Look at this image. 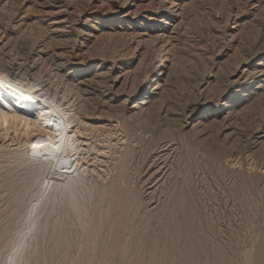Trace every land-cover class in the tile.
I'll use <instances>...</instances> for the list:
<instances>
[{"label": "rangeland", "instance_id": "1", "mask_svg": "<svg viewBox=\"0 0 264 264\" xmlns=\"http://www.w3.org/2000/svg\"><path fill=\"white\" fill-rule=\"evenodd\" d=\"M0 48L89 99L67 178L0 136V264H264V0H0Z\"/></svg>", "mask_w": 264, "mask_h": 264}, {"label": "bare ground", "instance_id": "2", "mask_svg": "<svg viewBox=\"0 0 264 264\" xmlns=\"http://www.w3.org/2000/svg\"><path fill=\"white\" fill-rule=\"evenodd\" d=\"M42 72L41 74L38 72L40 75L37 74L33 78H22L8 74L0 66V80L7 77V81L13 85V87H9L7 81L0 82V101L4 103L11 101L10 104L14 105L8 110V116L11 118L6 123L0 122V136L5 138L11 136L10 133H12V139L27 137V141L34 137L44 138L45 141L49 142V147L42 149V158L48 165H55V171L61 177L67 178L69 175H73L78 168L77 165H87L82 161V159H86L84 157L86 148L83 149L82 145L78 144L77 132L79 131L72 128L84 124L82 118L86 117L85 114L88 113L86 102L89 99H82L81 95L77 94L76 88L80 87L78 84H72V79L67 74H61L62 80L61 82L58 81L63 85L61 86L62 89L60 88L61 91H56L58 88L52 91L53 89L49 88L50 85L47 86L48 83L43 84L41 81ZM59 75L58 73V77ZM137 82V78H135L132 83ZM17 85L19 90H17ZM29 89L36 91L30 92ZM141 91H143L144 96L132 106L125 120L136 119L137 122L144 120L137 117V111L146 108L145 106L150 102L151 92H148L144 87H141ZM59 92L63 93L62 97H60ZM35 95H40L41 101L28 99L29 96ZM45 99L48 101L47 104L43 103ZM40 112H43L44 115L41 116ZM49 121H53V123L50 125ZM53 143L59 147H51ZM72 204L77 205L75 198H73Z\"/></svg>", "mask_w": 264, "mask_h": 264}, {"label": "snow or ice", "instance_id": "3", "mask_svg": "<svg viewBox=\"0 0 264 264\" xmlns=\"http://www.w3.org/2000/svg\"><path fill=\"white\" fill-rule=\"evenodd\" d=\"M7 81V77H4L3 80H0V82H5ZM8 83V86L9 87H13L12 83L10 81H7ZM17 90H19V86L17 85ZM30 92H35L36 90L35 89H29ZM29 100H35V101H41V96L40 95H35V96H29L28 97ZM43 103L47 104L48 101L45 99L43 100ZM10 107H14V105H11L10 102L9 103H4L2 101H0V122H5L10 119L11 117L8 116V110L10 109ZM40 115L43 116L44 113L43 112H40ZM50 125L53 123V121H49L48 122ZM49 145H46V144H43V143H33L32 144V148L34 150H37V149H46L48 148ZM51 147L53 148H58L59 146L56 145L55 143H53L51 145ZM46 155V153H45Z\"/></svg>", "mask_w": 264, "mask_h": 264}]
</instances>
